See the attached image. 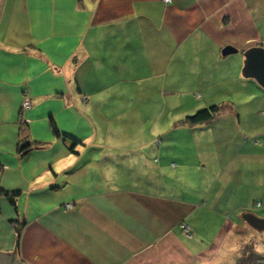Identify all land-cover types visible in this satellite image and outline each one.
<instances>
[{"label": "crops", "instance_id": "crops-1", "mask_svg": "<svg viewBox=\"0 0 264 264\" xmlns=\"http://www.w3.org/2000/svg\"><path fill=\"white\" fill-rule=\"evenodd\" d=\"M257 44L264 0H0V264L212 263L264 218Z\"/></svg>", "mask_w": 264, "mask_h": 264}, {"label": "rangeland", "instance_id": "rangeland-1", "mask_svg": "<svg viewBox=\"0 0 264 264\" xmlns=\"http://www.w3.org/2000/svg\"><path fill=\"white\" fill-rule=\"evenodd\" d=\"M241 224L235 238L209 264H264V229H258L246 220Z\"/></svg>", "mask_w": 264, "mask_h": 264}, {"label": "water", "instance_id": "water-1", "mask_svg": "<svg viewBox=\"0 0 264 264\" xmlns=\"http://www.w3.org/2000/svg\"><path fill=\"white\" fill-rule=\"evenodd\" d=\"M237 51L238 48L231 44H228L223 48L224 54ZM244 53L245 61L242 68L243 75L246 77L255 78L259 84L264 87V45L257 44L249 46L247 49H245ZM245 217L255 227L259 229L264 227V218L258 217L252 212L246 213ZM10 255L13 260H16L15 252H12Z\"/></svg>", "mask_w": 264, "mask_h": 264}, {"label": "trees", "instance_id": "trees-1", "mask_svg": "<svg viewBox=\"0 0 264 264\" xmlns=\"http://www.w3.org/2000/svg\"><path fill=\"white\" fill-rule=\"evenodd\" d=\"M224 107H225V105L223 103H218L217 102V103L211 104V105H209V106H207L205 108H202V109L196 111L195 113L187 115L184 118L183 122L196 123V122H203V121L211 120L217 114H219ZM53 127L55 129V132L58 135H64L65 137H70L73 140L75 139L72 136L68 135V133L60 131L54 121H53ZM27 128H28V122L26 120H23V122H22V133H23L24 137H23V145H21V150L22 151H25L26 149H28L33 144H37V146H40L41 144L44 143V142H41V141L36 142V141H32L31 139H28L29 135H26ZM3 193L6 194L13 203H15L16 198L18 196V192L17 191H14V192L4 191ZM20 230H21V227L18 228V231H20Z\"/></svg>", "mask_w": 264, "mask_h": 264}, {"label": "built area", "instance_id": "built-area-1", "mask_svg": "<svg viewBox=\"0 0 264 264\" xmlns=\"http://www.w3.org/2000/svg\"><path fill=\"white\" fill-rule=\"evenodd\" d=\"M164 1L166 3H171L172 2V0H164ZM30 106H31V99L28 96H26L25 99H24V101H23V107L24 108H28ZM256 204L257 205H261V202L260 201H257ZM186 230H187V232H189V227L186 226Z\"/></svg>", "mask_w": 264, "mask_h": 264}]
</instances>
